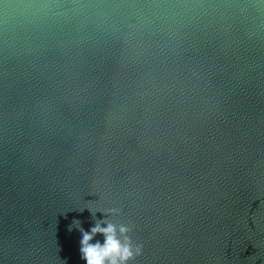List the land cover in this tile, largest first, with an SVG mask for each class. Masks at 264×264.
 I'll list each match as a JSON object with an SVG mask.
<instances>
[{
    "label": "water",
    "instance_id": "1",
    "mask_svg": "<svg viewBox=\"0 0 264 264\" xmlns=\"http://www.w3.org/2000/svg\"><path fill=\"white\" fill-rule=\"evenodd\" d=\"M106 218L129 264H264V0H0V264Z\"/></svg>",
    "mask_w": 264,
    "mask_h": 264
},
{
    "label": "clouds",
    "instance_id": "2",
    "mask_svg": "<svg viewBox=\"0 0 264 264\" xmlns=\"http://www.w3.org/2000/svg\"><path fill=\"white\" fill-rule=\"evenodd\" d=\"M100 212L105 213L106 217L117 216L122 213V209L110 208ZM73 223L78 226L77 228L82 234L81 258L87 264H129L130 261H134L136 257L142 255L143 245L134 243L130 235L133 228L126 223H117L106 218L97 220L90 231H85L79 220H74ZM72 225H69V231L72 230ZM98 234L104 237L103 242L96 240L93 243Z\"/></svg>",
    "mask_w": 264,
    "mask_h": 264
}]
</instances>
